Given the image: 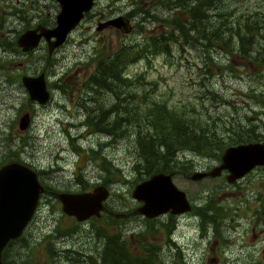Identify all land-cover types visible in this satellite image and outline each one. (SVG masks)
<instances>
[{
  "label": "rangeland",
  "instance_id": "1",
  "mask_svg": "<svg viewBox=\"0 0 264 264\" xmlns=\"http://www.w3.org/2000/svg\"><path fill=\"white\" fill-rule=\"evenodd\" d=\"M52 1L38 0L30 5L12 0L9 6L15 10L25 5L29 17L37 10L32 22L50 24L54 16L46 19V14L56 5ZM263 1L240 0L241 9L233 13L240 15L250 8L258 11ZM158 4L151 0H96L91 11L94 22L85 20L52 56L45 42L31 54L16 52L10 40L17 33L9 30L0 34V163L6 154L16 152L19 161L35 169L50 191L81 192L98 185L111 191L107 211L101 218L85 222L64 214L61 203L51 193L43 194L23 239L11 248L14 264H91V257L103 250L106 235L119 232L128 239L129 248L153 247L159 252V264H250L249 203L254 188L264 186V167L235 186L227 182L226 174L193 181L189 177L193 171H208L220 161L184 151L180 158L194 169L174 174L173 180L187 193L192 211L176 216L164 214L151 222L130 214L141 204L132 196L141 180L131 169L136 159L124 138L114 141L88 124L89 115L93 117L100 106L108 108L116 101L103 89H88L89 75L97 71L103 57L114 55L120 46H144L149 37L167 31L168 24L156 20L166 18L167 8ZM7 5L0 3L1 7ZM147 10H151V20H145ZM101 15L104 19L128 16L135 28L129 34L114 27L98 31ZM25 24L16 27L20 30ZM180 46L172 44L171 54H149L137 60L126 68L125 76L133 82L143 78L149 91L194 120L199 112L203 120L248 118L250 127L264 136V108L253 98L264 91V54L255 52L252 61L237 56L235 50ZM41 72L46 73L52 96L45 105L32 102L21 83L22 76ZM24 112L31 114V125L20 132L18 122ZM237 124L233 122L231 128ZM104 157L120 170V177L106 180L108 174L101 166ZM211 206L216 209L214 214ZM114 213L129 215L121 219L114 216L118 219L114 222L109 219ZM48 244L55 249L54 256L49 254Z\"/></svg>",
  "mask_w": 264,
  "mask_h": 264
},
{
  "label": "trees",
  "instance_id": "2",
  "mask_svg": "<svg viewBox=\"0 0 264 264\" xmlns=\"http://www.w3.org/2000/svg\"><path fill=\"white\" fill-rule=\"evenodd\" d=\"M151 1H157L158 6L167 8L166 18H156L157 21L168 24L167 31L149 37L144 46H120L114 55L103 57L97 65V71L88 78V89H103L115 96L116 100L108 108L100 106L93 117L89 115L88 124L94 126L96 131L114 138V141L124 138L129 153L136 159L131 169L140 176L141 181L158 172L191 173L194 165L184 164L180 158V153L184 151L221 161L222 154L229 146L264 140V136L257 133L253 126L250 127L248 118L243 121L233 118L203 120L199 112L194 120V117L175 110L158 93L149 91L145 83H142L143 78L133 82L124 73L130 64L141 58H148L149 54H171V46L176 43L183 47L191 45L193 48L202 45L208 50H235L237 56L253 61L255 52L264 54V1L258 11L250 8L240 15L233 13L241 9L240 0ZM150 11H146L148 15L145 20L151 17ZM16 33L17 36L10 40V45L16 52H21L17 45L19 32ZM2 47L5 49L3 44ZM14 82L11 81L12 84ZM253 98L264 108V91L255 94ZM233 122L238 123L237 127L231 128ZM10 147L9 143L8 148ZM101 160L102 170L108 174L107 181H110V176L120 177V170L115 169L112 161L105 157ZM11 161H19L16 152L6 154L0 167ZM86 190L89 189L84 188ZM211 209L210 212L214 214L216 209L214 206ZM206 216L211 218L209 214ZM106 219L109 222L108 217ZM109 219L114 222L118 220L111 215ZM146 220L152 222L154 219ZM22 239L23 237L12 240L7 245L3 252L5 264H14L11 248ZM48 250L51 256L55 255V249L50 244ZM158 253L153 247H143L140 250L129 248L128 239L119 232L106 235L103 250L96 257H91L90 261L91 264H159L161 259Z\"/></svg>",
  "mask_w": 264,
  "mask_h": 264
},
{
  "label": "water",
  "instance_id": "3",
  "mask_svg": "<svg viewBox=\"0 0 264 264\" xmlns=\"http://www.w3.org/2000/svg\"><path fill=\"white\" fill-rule=\"evenodd\" d=\"M95 0H59L61 11L57 16L54 28L40 26L28 29L17 39L23 52H31L40 46L42 38L49 44V51L63 45L69 33L74 30L84 13L91 10ZM114 27L124 34L134 29L131 19L125 15L110 18L97 27ZM55 39L54 41L52 39ZM22 65V64H20ZM21 82L28 92L29 99L45 105L51 99L45 72L39 75L22 76ZM31 125V114L24 112L19 119L20 132H26ZM264 165V142H248L228 147L222 155L221 163L210 171L194 172L190 178L199 181L205 177H217L227 171V180L234 182L257 166ZM46 188L39 180L36 170L19 161H11L0 167V264L7 245L20 238L33 219L42 194ZM62 204V211L76 220L83 222L91 217H100L106 209L105 201L110 190L98 185L91 191L84 192H52ZM135 200L142 202L132 214L155 218L165 213L174 215L188 212L191 203L184 190L173 181L172 173L159 172L138 183L132 193ZM122 218L126 214L114 213Z\"/></svg>",
  "mask_w": 264,
  "mask_h": 264
},
{
  "label": "flooded vegetation",
  "instance_id": "4",
  "mask_svg": "<svg viewBox=\"0 0 264 264\" xmlns=\"http://www.w3.org/2000/svg\"><path fill=\"white\" fill-rule=\"evenodd\" d=\"M37 1L38 0H17V2H23V3L30 2V5H32L33 3L37 2ZM54 1H55L56 5L52 6V9L50 11H47L48 14H46V17H47L46 19H48V17L54 16V22H52V23L49 22L50 24H48L47 23L48 21L40 20L38 23L35 24V22H32V21L35 17L37 18V13L34 14L37 10H35L34 13L32 12V16L30 15V17H29L27 14L28 8L25 5H23L21 8L14 7L15 10H10L9 4L12 2V0H0V3H7L8 4L6 7L0 6V34H6L9 32V30L19 32L20 34H22L23 32H25L28 29H35V28H38L40 26H44L46 28H54L57 25V20H56L57 16L61 11V5H60L59 0H53L52 2H54ZM31 7L32 6L29 7V11L32 10ZM93 8L90 11L84 13L82 21L79 23V25L73 31H71V33H73L76 29H78L84 23L85 20H88L89 22L90 21L94 22L95 16L91 15L92 14L91 11L93 10ZM19 9H22V10H19ZM42 10H44L43 7H42ZM101 17L103 19L98 20L97 26L106 20V19H104L105 16L101 15ZM15 22L17 24L15 26H13L15 24ZM25 22H26V24L24 26H22L20 28V30H19V27H16V26H20L21 24H24ZM69 36H68V38H69ZM52 40L54 41L55 39L53 38ZM44 42L47 44V48H48V52H49L50 56L54 55L57 52V50L61 46H63V45H61V46L55 48L52 52H50L49 51V44H48L46 39L42 38L40 45ZM39 48H40V46L35 50H38ZM21 52H22V50H21ZM262 167H264V166L255 167L247 175H245L244 177H242V178H240V179H238V180H236L230 184L232 186L237 185L246 176L251 175L255 170H257L258 168H262ZM224 174L227 175V172L224 171L221 174V176ZM221 176H219V177H221ZM249 204H250V215H249V217H250L249 218V221H250V233H249L250 264H264V186L254 188V191L252 192V200ZM208 210H209V208H208ZM207 215H208V213H207Z\"/></svg>",
  "mask_w": 264,
  "mask_h": 264
},
{
  "label": "bare ground",
  "instance_id": "5",
  "mask_svg": "<svg viewBox=\"0 0 264 264\" xmlns=\"http://www.w3.org/2000/svg\"><path fill=\"white\" fill-rule=\"evenodd\" d=\"M106 20H108V19H106ZM106 20H105V21H106ZM103 22H104V21H103ZM43 41H44V40H43ZM31 52H34V51H31ZM47 81H48V80H47ZM32 102H33V101H32ZM252 120H253V119H252ZM253 121H254V120H253ZM219 165H220V164H219ZM216 166H218V165H216ZM105 203H107V201H105ZM61 205H62V204H61ZM64 214H65V213H64ZM113 216H114V215H113ZM70 217H71V216H70ZM204 221H205V220H204ZM204 221H203V223H204ZM206 223H207V222H206ZM211 225H212V224H211ZM172 229H173V228H172ZM202 229H203V228H202ZM58 230H59V229H58ZM203 230H204V229H203ZM65 232H66V231H65ZM62 233H63V232H62ZM62 233H61V234H62ZM51 234H52V233H50V235H51ZM67 234H68V233H67ZM100 234H102V233H100ZM100 234H99V235H100ZM63 235H66V233L63 234ZM47 236H49V235H47ZM57 237H58V236H57ZM64 239H65V238H64ZM57 241H58V240H57ZM42 244H44V242H43ZM130 244H131V243H130ZM47 247H48V245H47ZM157 252H158V251H157ZM59 253H60V252H59ZM69 253H70V252H69ZM30 255H31V254H30ZM65 255H66V254H65ZM68 255H70V254H68ZM68 255H67V256H68ZM58 261H59V260H58ZM61 262H62V261H61ZM164 263H165V262H164Z\"/></svg>",
  "mask_w": 264,
  "mask_h": 264
}]
</instances>
